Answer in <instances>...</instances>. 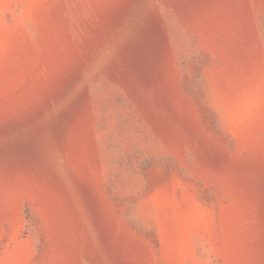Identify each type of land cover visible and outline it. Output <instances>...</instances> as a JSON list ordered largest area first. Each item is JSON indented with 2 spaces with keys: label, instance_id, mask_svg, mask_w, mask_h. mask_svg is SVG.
Segmentation results:
<instances>
[{
  "label": "rangeland",
  "instance_id": "rangeland-1",
  "mask_svg": "<svg viewBox=\"0 0 264 264\" xmlns=\"http://www.w3.org/2000/svg\"><path fill=\"white\" fill-rule=\"evenodd\" d=\"M0 264H264V0H0Z\"/></svg>",
  "mask_w": 264,
  "mask_h": 264
}]
</instances>
